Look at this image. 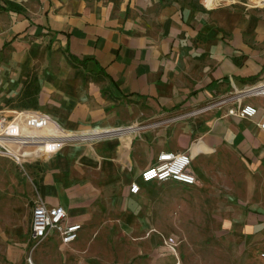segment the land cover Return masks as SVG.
<instances>
[{
	"label": "crops",
	"instance_id": "0c3cea01",
	"mask_svg": "<svg viewBox=\"0 0 264 264\" xmlns=\"http://www.w3.org/2000/svg\"><path fill=\"white\" fill-rule=\"evenodd\" d=\"M7 2L20 10H6ZM202 2L0 0V112H40L70 131H118L26 165L33 172L30 217L42 201L63 206L67 222L82 229L69 246L53 235L31 251L28 210L0 202V250L8 264H176L178 256L163 253L154 235L128 234L134 222L148 225L143 199L149 183L141 173L162 152H188L197 186L201 163L229 151L246 170L238 223L244 263L264 264V96L244 100L258 109L252 119L217 105L154 125L264 77V6ZM52 46L73 66L51 59ZM33 72L37 108L9 105ZM132 125L142 128L125 131ZM132 184L139 185L137 194ZM132 244L140 249L131 250Z\"/></svg>",
	"mask_w": 264,
	"mask_h": 264
},
{
	"label": "rangeland",
	"instance_id": "374dc122",
	"mask_svg": "<svg viewBox=\"0 0 264 264\" xmlns=\"http://www.w3.org/2000/svg\"><path fill=\"white\" fill-rule=\"evenodd\" d=\"M230 4L240 8L262 7L250 0H222L217 5ZM47 55L53 60L65 59L68 65L73 66V59L64 50H56L52 46ZM29 81L26 91L11 100L9 105L37 108V98L33 97L38 93L35 72ZM31 168H19L0 158V202H17L22 209L28 210L29 218L33 197ZM200 174V183L192 188L179 183L147 184L143 201L147 202L148 225L139 226L134 222L128 234L148 238L154 235L157 246H161L159 249L165 254L178 256L181 264H245L247 252L244 245L238 243L241 231L238 223L243 215L241 191L244 185L241 177H245V167L229 151L208 157L201 163ZM115 232L119 233L118 227ZM122 246L125 247L126 243ZM137 246L132 244L130 249L138 251L140 248ZM147 246V251H150L151 246ZM0 264H8L1 250ZM22 264L27 263L23 260Z\"/></svg>",
	"mask_w": 264,
	"mask_h": 264
},
{
	"label": "built area",
	"instance_id": "2783aa9c",
	"mask_svg": "<svg viewBox=\"0 0 264 264\" xmlns=\"http://www.w3.org/2000/svg\"><path fill=\"white\" fill-rule=\"evenodd\" d=\"M264 6V1L263 5ZM264 96V77L255 85L243 90L233 89L218 100L191 109L181 111L168 119L155 122L154 125L167 121H178L199 115L214 109L217 105H230L228 115L242 119H252L257 116L258 109L245 104L249 97ZM264 129V117L259 123ZM142 126L132 125L125 131H139ZM118 131H70L62 127L48 115L33 111L0 112V158L9 160L15 166H24L40 162L54 156L68 145L91 144L106 139ZM192 158L188 152H162L157 163L141 173L144 183L174 182L185 186H196L197 178L190 171ZM139 185L132 184L130 192L137 194ZM82 229L80 224H69L67 212L63 206H48L37 201L32 210L30 224L31 251H34L53 235L59 236L61 243L69 246L76 242ZM173 249V248H172ZM29 264H33L28 259ZM176 264H181L178 261Z\"/></svg>",
	"mask_w": 264,
	"mask_h": 264
},
{
	"label": "bare ground",
	"instance_id": "6f19581e",
	"mask_svg": "<svg viewBox=\"0 0 264 264\" xmlns=\"http://www.w3.org/2000/svg\"><path fill=\"white\" fill-rule=\"evenodd\" d=\"M220 1L222 0H205L206 4L209 6V7H215ZM252 2H255L257 5L259 6H262L263 5V1L264 0H250ZM147 126V125H146ZM151 127V126H150Z\"/></svg>",
	"mask_w": 264,
	"mask_h": 264
},
{
	"label": "trees",
	"instance_id": "16d2710c",
	"mask_svg": "<svg viewBox=\"0 0 264 264\" xmlns=\"http://www.w3.org/2000/svg\"><path fill=\"white\" fill-rule=\"evenodd\" d=\"M6 4H7L6 10H12V9H16V8L20 10V7H18L17 4H14L12 2H7Z\"/></svg>",
	"mask_w": 264,
	"mask_h": 264
}]
</instances>
